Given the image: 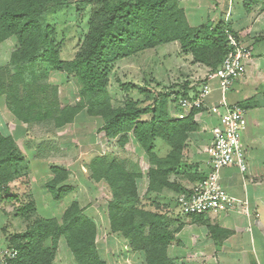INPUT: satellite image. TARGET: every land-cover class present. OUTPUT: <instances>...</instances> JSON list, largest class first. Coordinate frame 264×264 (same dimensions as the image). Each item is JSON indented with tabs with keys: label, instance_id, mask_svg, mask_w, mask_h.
Wrapping results in <instances>:
<instances>
[{
	"label": "trees",
	"instance_id": "trees-1",
	"mask_svg": "<svg viewBox=\"0 0 264 264\" xmlns=\"http://www.w3.org/2000/svg\"><path fill=\"white\" fill-rule=\"evenodd\" d=\"M69 2L0 0V46L11 37L17 39L9 64H0V95H6L8 108L17 119L30 126L47 122L59 128L75 122L86 109L89 115L102 118L108 137H118L124 144L128 134H133L153 165L148 173V191H180L181 186L171 176L178 173L184 160L189 134L198 129L196 115L202 108L193 107L185 117H177L168 110L170 94L155 97L151 92H147L150 104L142 105L127 97L115 105L108 90L110 74L117 61L171 42H178L195 63L216 70L228 50L226 29H233L226 22L192 26L180 0H83L92 7L89 29L75 57L66 60L48 14L50 9ZM46 65L79 79L81 90L76 104L61 103L58 88L46 82ZM123 86L127 90L133 87ZM179 97L172 100L174 109L179 108ZM157 139L170 146L166 156L156 153ZM24 160L15 138L0 130L1 190L14 181L15 164ZM88 168L92 179L106 181L111 189L108 217L112 232L121 234L131 250L143 252L146 264H178L169 255V247L177 241L184 222L174 229L168 207L151 197L144 201L137 186L140 174L104 156H95ZM51 172L53 177L46 188L60 201L73 189L67 184L70 172L57 165L51 166ZM25 195L9 196L7 202L16 215L27 218L35 211V202L31 194ZM210 229L217 230L215 226ZM97 236L95 220L85 214L78 201H73L61 218L31 219L25 230L7 234L6 241L19 251L14 264H53L61 238L77 264H108L101 255Z\"/></svg>",
	"mask_w": 264,
	"mask_h": 264
},
{
	"label": "rangeland",
	"instance_id": "rangeland-1",
	"mask_svg": "<svg viewBox=\"0 0 264 264\" xmlns=\"http://www.w3.org/2000/svg\"><path fill=\"white\" fill-rule=\"evenodd\" d=\"M92 7L83 0H70L67 5L56 6L50 9L48 20L55 29V37L61 45V56L70 60L76 55L89 29ZM256 20V18H255ZM192 23L195 24L194 21ZM264 41V35L257 38ZM17 46L16 37H11L0 46V64H9L11 54ZM157 48L142 51L136 55L117 61L110 74L109 95L115 105L121 104L127 97L139 100L142 105L152 103L147 92L155 97L158 94H170L168 110H173V96L178 87L183 88L193 72L199 73L188 55H180L174 48L168 51ZM253 54V49H252ZM46 82L58 88L59 98L63 105L76 104L80 98L81 83L73 74L55 70L49 65L43 69ZM123 84L131 87L127 90ZM172 97V98H171ZM179 102V99H178ZM104 122L100 117L89 115L84 109L76 121L62 127H55L50 123H40L30 126L23 123L9 110L6 95H0V130L4 134L12 135L18 144L19 152L24 156V162L15 164V179L18 185L9 196H24L31 194L35 202V211L14 222L16 212L13 206L7 203L10 214L8 219L15 223L9 226L12 232H19L29 220L36 217L61 218L64 210L73 201H78L85 214L91 217L98 225V245L108 264H146L142 253H134L125 247V238L111 230L108 217V202L112 192L104 180L96 181L90 177L88 165L95 156H104L109 160H117L131 172L140 174L137 186L144 201L148 197L158 200L169 210L172 227L176 229L183 222L179 214L177 197L173 190L163 194H154L148 191V171L153 166L145 150L133 134H129L128 141L120 143L119 138L108 137L103 130ZM164 141V140H163ZM162 139L155 142V151L159 156H165L169 151ZM57 165L70 172L67 184L73 188L63 200L52 199L46 188V182L51 178V166ZM178 174L172 175L175 181ZM12 181L11 183H13ZM21 181V183H20ZM25 200L27 198H24ZM150 200V199H149ZM13 208V209H12ZM19 216V215H18ZM23 217V216H22ZM29 218V219H28ZM0 238L1 245L9 247L4 241L7 234ZM60 248L55 264H77L66 240L61 238Z\"/></svg>",
	"mask_w": 264,
	"mask_h": 264
},
{
	"label": "crops",
	"instance_id": "crops-1",
	"mask_svg": "<svg viewBox=\"0 0 264 264\" xmlns=\"http://www.w3.org/2000/svg\"><path fill=\"white\" fill-rule=\"evenodd\" d=\"M180 6L185 10L192 26H200L208 22L217 25L228 19L231 28L240 34L253 49L252 57L246 62L245 74L234 82L227 93L230 104L249 106L246 107L248 125L242 136L248 170L243 173L237 166H227L221 170L223 186L230 194L247 201L249 212L208 213L191 218L181 214L178 207L184 224L177 233V241L169 247V255L178 264H264V41L259 42L258 39L257 41L254 39L261 34L264 35V0H180ZM162 45V49L166 51L176 45V51L183 52L180 55H188L192 65L201 70L199 73L193 72L185 86L178 87L179 90L172 94V96H180L179 99L193 97L201 88L203 79L210 68L195 63L192 55L182 51L178 42ZM212 85L215 89L207 99L209 106L218 104L221 100L217 80H213ZM173 110H176L175 116L178 117L181 108ZM220 111L221 114L224 109ZM196 121L198 129L189 134L184 150V160L175 180L181 186V190L166 188L160 194L173 190L177 197L180 192L192 188L209 171L206 147L212 139L214 127L220 122V115L203 109L197 113ZM163 142L170 151V146ZM146 179L149 180V175ZM18 181L10 183L4 190L0 189V233L2 236L10 234L9 226L15 225L8 219L10 210L6 205L8 195L17 187ZM49 194L54 199L50 192ZM21 219L24 217L16 215L13 221H21ZM210 226H215L217 230L212 232ZM26 227L27 224L19 232ZM223 231L229 233L224 234ZM2 241L0 238V248L4 247L1 245ZM4 241L7 243L6 238ZM125 241V247L130 251L144 255L141 251L131 250L128 241L126 239ZM59 248L60 244L53 264L57 260Z\"/></svg>",
	"mask_w": 264,
	"mask_h": 264
},
{
	"label": "built area",
	"instance_id": "built-area-1",
	"mask_svg": "<svg viewBox=\"0 0 264 264\" xmlns=\"http://www.w3.org/2000/svg\"><path fill=\"white\" fill-rule=\"evenodd\" d=\"M225 22L228 24L229 20ZM226 36L228 50L221 66L216 70L210 69L201 88L193 97L179 99L181 110L178 117H185L193 107L208 109L220 115V122L214 127L212 139L206 147L208 173L192 188L177 196V206L185 216L249 212L248 202L230 194L223 186L221 170L227 166H237L243 173L248 170L246 151L242 143V136L248 125L247 109L241 105L230 104L227 93L234 82L245 74L246 62L252 57V49L236 31L227 28ZM213 80L218 82L217 89L221 93V100L218 104L209 106L207 99L215 89ZM221 109L224 112L220 114ZM18 255V249L14 247H1L0 264H14Z\"/></svg>",
	"mask_w": 264,
	"mask_h": 264
}]
</instances>
